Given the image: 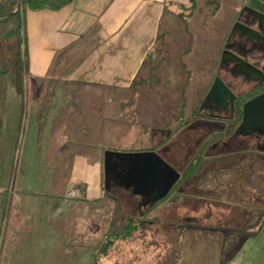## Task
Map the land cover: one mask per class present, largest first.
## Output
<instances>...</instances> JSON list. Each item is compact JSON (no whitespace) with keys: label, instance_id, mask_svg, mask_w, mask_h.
Here are the masks:
<instances>
[{"label":"rangeland","instance_id":"1","mask_svg":"<svg viewBox=\"0 0 264 264\" xmlns=\"http://www.w3.org/2000/svg\"><path fill=\"white\" fill-rule=\"evenodd\" d=\"M245 2L241 3L242 5L239 9ZM226 18V23H229L231 21V14L226 16ZM201 32L194 25V38L192 40L195 39L197 45L201 43L198 40ZM173 40L175 41V38ZM225 40L219 43L218 37H210V42L214 44L213 46L219 47V54L222 49L227 47ZM175 52L171 55H174ZM215 59H217V55ZM216 66L217 61H214L212 64L210 63L205 72H200L201 76L196 78L200 91L199 98L190 103L189 109L182 111L180 107H183V105L187 106V102L183 104V102L178 101L173 104L171 102L165 104V99L162 102L159 101V97L163 93L159 91L149 94L151 99H156L154 100L155 103L154 101L145 103L151 104V106H147L148 108L143 110L141 109V105L144 102H142L143 98L141 95L139 93L132 94L128 92V88L111 86L108 88L104 87L101 90H93L79 83L71 88L64 86L66 82L62 81L63 84L61 86H55L54 88L46 86L44 91L36 96L31 93L30 87L27 86V94L23 99L24 102L21 99L18 100L17 104L19 107H14L13 111H9L7 121L4 118L6 117L5 114L3 117L4 123L6 121L7 124H16L17 130L14 132V135L8 136L9 139H15V142L13 140L7 142L4 140L0 141V171L3 172L8 165L14 166V169H10L9 179L6 180L5 176L1 173L0 192L5 197H9L18 185H25L24 190L28 193H39V197L43 198L53 197L54 194L57 195V191H63V195L59 193L63 197L79 198L81 196L79 189H84L85 184L91 182L94 188L98 185L103 192L100 190L98 195L94 193V197L96 198V196L104 194V197L109 200L110 215L108 223L105 219L101 222V220H97V217L95 218V221H98L99 230L100 226L104 228V234L101 237L92 238V247L95 248V255L109 228L117 201L123 207L127 206L126 209H130L131 212L133 211L134 215H136L137 211L146 212L149 210L145 206H140V200L134 198L132 193L121 190L112 182L108 184L107 190L105 189L103 174L105 151L144 152L155 148L158 140H164V143L170 139V142L174 141L178 133L187 127L186 125H189L190 121L195 117V112L200 104L198 101H202L201 96L207 91L210 80L214 76ZM6 81H4V88L1 91L4 101H1L12 103L13 100L11 97V99L9 98V87L6 86ZM119 85L121 84L119 83ZM166 85L168 88L165 95L178 96V99L179 96L181 97V89L177 87H181V85L169 87L168 82ZM73 89L74 91L72 92ZM153 104H156V106L154 107ZM150 108L153 110H150ZM155 112L157 114L152 118ZM170 116H172L173 121ZM183 123L185 125H182ZM66 128L71 132V139L78 140L76 143H72V146L78 147L76 149L78 153L83 152L84 154L87 153L88 157L93 156V162L87 158L88 171L85 170L84 163L86 159L84 158L82 161L78 159V165L74 169V173H71L70 165L73 159L67 158L64 152L61 153L60 157L55 159L53 157L50 159L46 153L44 154L45 144L50 146L52 144H63L60 137L62 136L63 139V129ZM31 129H34V132L39 134V137H37L39 141H34V138L31 136ZM91 129L93 140H91L90 136L85 139L86 137L84 134L82 136V133L86 130L90 132ZM157 130H162L164 133L170 131L171 135H161ZM32 145H36V148L40 151L38 159L28 157L25 153L27 152L25 149H30ZM2 147L5 148L3 149ZM15 150H17V154L13 157L11 163L12 157L10 156L11 154H15ZM196 151L195 148L191 152L190 157L185 155V157H189L188 161L191 160V163H193L194 160H198L197 163H200L201 166V169H199V166L196 176L187 177L181 183L182 185H186L185 189L187 192L196 197L206 199L219 198L223 201H233L236 204L248 203L252 207L264 208V177L261 175L262 172L260 170L254 168L251 171L248 167L250 163L245 162V159L239 156L233 155L227 158L229 159L228 162L227 160L219 162L220 158H218V162L215 165L209 164L208 161L202 164L199 161L200 158L196 156ZM181 157L183 156L181 155ZM36 159L38 165L35 161ZM56 165H62L60 173L55 171L54 166ZM97 165L100 166L99 171L97 169L94 170L98 171V174L91 175L89 166L96 167ZM17 166L18 169H16ZM176 166L182 172H185L189 168L179 163H176ZM85 180H89V182L87 183ZM73 184H76V186H73ZM60 186L61 190H58ZM71 191L73 192L71 193ZM231 195H234L232 197L236 196L237 199H231ZM130 199L133 200L131 207L126 205ZM206 203L201 202L198 204L191 202L190 205H186L183 208L165 210L163 214L161 212L160 214L159 212H152V215L146 218L147 220H151L157 217L160 221L157 224L158 228L166 230H170L167 223H171L173 227L176 224L182 223L190 225L183 238L179 264H229V261L236 255L233 251L234 249L227 250L222 245L226 234H228L226 233L227 230L242 225L240 224L242 221L241 217L235 215L237 213L236 207L227 209L225 206L215 207L214 205H205ZM228 213L234 215L236 220L226 218V214ZM95 231L98 230L95 229ZM3 232L4 218L0 224V249L2 247ZM160 238L164 237L160 236ZM55 256H59L58 253H55ZM114 259L112 257L109 264Z\"/></svg>","mask_w":264,"mask_h":264},{"label":"crops","instance_id":"2","mask_svg":"<svg viewBox=\"0 0 264 264\" xmlns=\"http://www.w3.org/2000/svg\"><path fill=\"white\" fill-rule=\"evenodd\" d=\"M166 1L183 3L187 0H73L57 12H27L29 66L26 85L31 93L37 96L46 86L59 87L62 81L66 82L64 86L71 88L79 83L93 90L111 86L127 89L146 52L156 42ZM16 27L17 22L12 20L0 29V69L7 73L0 81V116L3 121L0 141L6 142H15L8 136L15 134L17 126L6 121L9 111L19 107L17 102L20 99L15 93L12 76L19 38H6ZM4 81L9 87L12 103L3 102L1 91ZM3 117L6 118L5 123ZM31 131L34 141H39V134L34 129ZM83 134L85 139L90 136L93 140L92 129ZM63 135V139L60 137L62 145L44 143V154L55 159L64 152L67 158L73 159L71 173H74L78 159L82 161L84 158L85 170L88 171L87 158L93 162V156L88 157L81 151L78 153V147L72 146L78 140L71 139L68 128L63 129ZM25 150L28 157H40L36 145ZM14 153L10 156L11 163L17 150ZM61 166H54L55 171L59 172ZM99 168L98 165L89 166L91 175L98 174ZM10 169L14 166H6L3 172L0 171V176L9 179ZM20 186L9 197L0 192V224L4 218L0 264H92L95 249L92 238L104 234V228L100 226L99 230L95 218L101 222L105 219L108 223L110 215L109 200L104 194L94 197V193L98 195L102 189L98 185L94 188L90 182L84 189H79V198L60 196L63 191L43 198L39 193H28L24 190L25 185ZM262 220L256 234L243 240L229 264H264V218Z\"/></svg>","mask_w":264,"mask_h":264},{"label":"trees","instance_id":"3","mask_svg":"<svg viewBox=\"0 0 264 264\" xmlns=\"http://www.w3.org/2000/svg\"><path fill=\"white\" fill-rule=\"evenodd\" d=\"M245 1L247 0L165 2L156 42L146 52L136 76L127 89L132 94L139 93L141 95L142 102H144L141 109L144 110L148 108L147 106H151V104L145 103L153 102L156 99H151L149 94L158 91L163 92L159 101L162 102L165 99V104L170 102L173 104L178 101L183 104L187 102V106L183 105L180 108L181 111L189 109L190 103L197 100L200 95L196 78L201 76L200 72H205L210 63L217 61L219 57V47L213 46L210 37H218L219 43L225 40L233 22V16L236 15L241 3ZM72 2L73 0H0V29L12 20L17 22L16 29L9 32L6 38L13 36L19 38V50L15 56V71L12 76L15 93L22 102L26 95L29 66L26 13L57 12ZM229 14H231V21L226 23V16ZM194 25L197 30L202 31L198 39L201 43L198 45L195 39L192 40ZM173 52L175 54L171 55ZM216 55L217 59H215ZM5 76L7 73L0 69V81ZM167 82L169 87L181 85V87L177 86L181 89L179 99L178 96L165 95L168 88ZM162 97L163 99H161ZM201 97L203 98V94ZM153 106L155 107L156 104ZM150 110L153 109L150 108ZM156 114L157 112L152 115V118ZM170 117L172 120V116ZM2 131L3 121L0 116V136ZM227 158L229 157H221L219 162H225V160L228 162ZM197 162L194 160L193 163H190L189 168L182 173V179L196 176L200 166V163ZM263 168H259V170L264 177ZM131 202H133L132 199L128 200L126 205L131 207ZM117 203L118 201L109 228L96 250L92 264H109L112 257L115 259L111 264H179L183 238L190 228L189 224H176L173 227L171 223H167L170 230L161 229L157 226L160 222L157 217L151 220L146 219L147 216L152 215L153 209L146 212L137 211L134 215L133 211L126 209L127 206L123 207ZM262 219L251 228L227 230L228 234L222 244L224 248L234 249L236 254L240 250L243 240L256 234L263 223ZM160 236L164 238H160Z\"/></svg>","mask_w":264,"mask_h":264},{"label":"flooded vegetation","instance_id":"4","mask_svg":"<svg viewBox=\"0 0 264 264\" xmlns=\"http://www.w3.org/2000/svg\"><path fill=\"white\" fill-rule=\"evenodd\" d=\"M246 2L232 19L233 22L225 40L227 47L221 50L214 76L210 80L207 91L203 94L202 101L195 112V117L190 121V123L198 120L203 121L205 122L204 126L194 128L171 142V139L165 141V143L164 140H158L156 147L148 150L157 153L181 175L179 181L173 186L168 195L149 208L153 209V212H159V214L161 212L163 214L165 210L183 208L186 205H190L191 202L198 204L207 202L205 205L225 206L227 209L236 207L237 213L235 215H239L242 219L240 223L242 225L237 228H251L253 224L257 225L264 215L262 208L252 207L248 203L236 204L233 201H223L219 198L206 199L190 194L185 189L186 185L181 184L184 180L182 179L183 172L176 166V163H179L188 167L191 163L188 158L196 148V156L200 158V162L208 161L209 164L215 165L218 158L233 155L239 156L245 159V162L250 163L248 167L251 171L254 168L259 170V168L264 167V135L252 130H246L244 134L239 130V126L243 121L245 104L264 93V79L263 82L261 80L249 82L243 77L234 74L233 63L225 62L221 64L222 52L226 50L254 66L262 73L264 78V20L260 23L254 15L258 13L264 17V0H258V3H254L258 8H245ZM236 25V29L231 33ZM216 79L220 80L232 94V97L225 92H221L222 94L213 92L207 97ZM210 122L216 123L217 128L223 130L207 136L209 131L208 123ZM262 131L264 132V130ZM157 132L161 135H171L170 131L164 133L162 130H157ZM185 155L189 157H185ZM173 194L183 195L179 204H177L178 200L176 199L177 202H172L171 206L161 207ZM232 196L234 195H231V199H237L236 196ZM260 210L263 211L261 217H259ZM226 216L230 220H236L231 213L226 214Z\"/></svg>","mask_w":264,"mask_h":264},{"label":"water","instance_id":"5","mask_svg":"<svg viewBox=\"0 0 264 264\" xmlns=\"http://www.w3.org/2000/svg\"><path fill=\"white\" fill-rule=\"evenodd\" d=\"M258 0H248L245 8H258L254 3ZM261 6V5H260ZM262 7V6H261ZM260 23L263 22L264 17L260 14H254ZM237 25L233 27L232 32ZM231 62L234 64V74L243 77L249 82H256L261 80L263 82V75L254 66L244 62L233 53L223 51L221 57V64ZM213 92H225L232 97V94L227 88L216 79L209 94ZM218 94V93H217ZM222 94V93H221ZM203 121H193L187 127L182 129L177 137L193 130L194 128L203 127ZM207 136L214 132L222 131L217 128L216 123H208ZM239 130L245 134L244 131L252 130L260 135H264V93L258 97L248 101L244 106V116ZM103 174L104 187L107 190L109 181L115 184L121 190L132 193L134 198L140 200V206L147 208L152 207L155 203L163 200L173 186L179 181L181 175L171 166H169L157 153L152 151L144 152H117L107 150L103 158ZM183 195L173 194L167 202L161 207H169L173 203L179 204ZM263 211L260 210V216ZM256 225L253 224L252 227Z\"/></svg>","mask_w":264,"mask_h":264}]
</instances>
